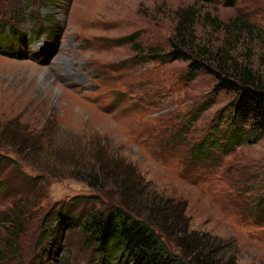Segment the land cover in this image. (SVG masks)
<instances>
[{"label":"rangeland","instance_id":"1","mask_svg":"<svg viewBox=\"0 0 264 264\" xmlns=\"http://www.w3.org/2000/svg\"><path fill=\"white\" fill-rule=\"evenodd\" d=\"M190 8L198 42L231 50L264 82V0H0V22L30 41L0 54V264H103L79 229L44 259L41 235L62 208L108 211L127 170L185 202L191 230L224 254L264 264V135L231 148L237 94L219 92L208 70L191 75V61L140 55L125 40L172 55L178 12ZM95 172L109 196L89 187Z\"/></svg>","mask_w":264,"mask_h":264},{"label":"trees","instance_id":"2","mask_svg":"<svg viewBox=\"0 0 264 264\" xmlns=\"http://www.w3.org/2000/svg\"><path fill=\"white\" fill-rule=\"evenodd\" d=\"M234 1L226 0V4ZM178 17L171 39L172 55L160 57L159 50L144 49L136 36L125 40L140 55L165 61L172 58L191 61V75L203 69L215 75L219 92L234 91L237 94L231 115L232 129L226 132L231 148L257 142L264 135L263 80L249 64L239 62L231 50L223 48L212 52L198 42L193 31L198 12L193 8L180 10ZM228 32L235 36L233 43L240 37L237 30ZM36 39L34 37L32 41ZM28 40V36L16 27L0 22V54L11 56L15 53L17 56L22 52L21 47L30 43ZM4 41L9 42L8 52L2 46ZM19 41L21 44L17 45ZM126 172L128 174L118 182L121 174L116 175L115 193L109 189L117 204L110 206L108 211L92 212L82 218L74 211L62 208L53 216L54 222L41 235L45 243L40 253L42 259L52 255L50 248L62 244L67 233L79 229L94 246L95 254L103 264H239L235 256L223 253L224 247L218 238L191 230L185 202L151 193L147 185L135 180L134 173ZM86 180L90 188L109 194L98 173L89 175ZM4 187L0 182V192ZM261 209L264 212V202ZM166 241L178 252L171 251Z\"/></svg>","mask_w":264,"mask_h":264}]
</instances>
